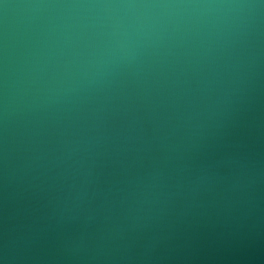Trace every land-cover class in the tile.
Wrapping results in <instances>:
<instances>
[{
    "label": "clouds",
    "instance_id": "1",
    "mask_svg": "<svg viewBox=\"0 0 264 264\" xmlns=\"http://www.w3.org/2000/svg\"><path fill=\"white\" fill-rule=\"evenodd\" d=\"M264 264V0H0V264Z\"/></svg>",
    "mask_w": 264,
    "mask_h": 264
},
{
    "label": "water",
    "instance_id": "2",
    "mask_svg": "<svg viewBox=\"0 0 264 264\" xmlns=\"http://www.w3.org/2000/svg\"><path fill=\"white\" fill-rule=\"evenodd\" d=\"M245 257L243 255L225 256L221 260V264H244Z\"/></svg>",
    "mask_w": 264,
    "mask_h": 264
}]
</instances>
